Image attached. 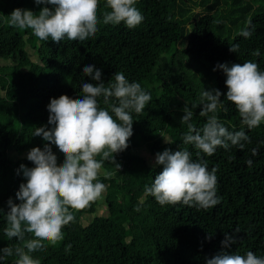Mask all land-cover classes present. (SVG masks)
Masks as SVG:
<instances>
[{"label":"trees","instance_id":"1","mask_svg":"<svg viewBox=\"0 0 264 264\" xmlns=\"http://www.w3.org/2000/svg\"><path fill=\"white\" fill-rule=\"evenodd\" d=\"M219 2L136 0L144 19L129 29L123 22L105 24L103 14L110 9L106 0H99L96 33L82 41L65 37L57 43L8 23L14 9L38 14L44 5L0 0V249L22 247L35 238L25 232L24 241L9 239L4 231L8 201L19 204L16 193L26 183L20 165L34 167L27 155L35 147L43 151L45 144L57 165L63 164L59 149L34 133L38 127H53L47 107L52 98L80 99L82 83H96L82 71L94 65L102 70L105 86L119 72L152 99L141 113H131L133 135L128 147L114 154L120 168L103 161L98 176L106 186L102 196L83 210L70 209L75 220L62 229L64 238L56 244L43 241L44 247L30 255L40 264H206L220 253L248 251L264 258V123L253 129L241 124L238 110L225 97L226 75L217 67L252 61L264 71V0ZM248 21L254 30L245 38L239 33ZM233 44L239 45L237 52L230 51ZM257 49L258 57L252 55ZM204 89L225 94L216 114L231 132L243 127L251 141L243 142V150L218 147L208 156L183 143L188 131L181 122L185 104L193 111L190 122L196 128L206 122L199 115ZM97 99L101 108L108 107L102 96ZM165 149H187L193 160H205L209 171L218 169L217 205L199 210L182 202L162 206L145 192L163 170L155 157ZM236 229V242L222 245L225 233ZM17 259L14 253L0 264H15Z\"/></svg>","mask_w":264,"mask_h":264},{"label":"clouds","instance_id":"2","mask_svg":"<svg viewBox=\"0 0 264 264\" xmlns=\"http://www.w3.org/2000/svg\"><path fill=\"white\" fill-rule=\"evenodd\" d=\"M34 3L44 5L38 14L16 8L10 14L9 25L31 29L40 40L47 41L50 37L57 43L65 37L82 41L97 31L99 0H34ZM135 3L136 0H106L110 11L103 14L104 23L123 22L129 29L135 28L144 19ZM253 30L254 26L248 21L239 34L249 38ZM238 49V44L230 46L231 52ZM252 55L260 56L259 49ZM217 67L226 75L227 92L225 95L218 89L202 91L199 115L206 117L202 129L190 122L194 114L187 104L181 117V122L188 128L183 143L194 145L208 156L213 155L218 147L227 150L230 146H237L243 150V142H251L243 127L240 131L231 132L219 121L216 113L221 106L222 95L235 105L243 126L253 129L264 123V71L259 69V65L246 61L242 64H218ZM82 71L96 83H82L80 99L67 95L52 98L47 107L48 123L53 127H38L34 133V136H42L44 141L59 149L65 157L63 164L57 165V157L49 144H45L43 151L39 147L31 149L27 159L35 166L20 165L26 178V183H22L16 193L20 203H13L11 198L8 201L10 210L6 214L8 227L4 230L5 235L9 239L15 237L24 241L27 232L35 238L25 241L22 247L0 249L3 253L0 260L15 253L18 257L15 264H40L30 253L42 249L43 241L51 244L61 241L64 238L62 229L75 220L70 209L83 210L102 196L106 186L98 176L103 161L108 160L120 168L114 154L125 150L133 135L131 113H141L152 99L139 83H130L122 73H115L114 82L105 86L101 69L86 65ZM101 96L107 108L100 107L97 98ZM108 109L114 113L115 119ZM252 151L255 155L257 150ZM97 156H102V159L98 161ZM191 157L187 149H165L156 153L155 163L162 165L163 170L151 187L145 186V192L162 206L182 202L199 210L217 205L220 202L216 188L218 169L213 167L209 171L205 160H193ZM246 163L252 165L251 160ZM22 224L25 226L23 229ZM238 231L225 233L222 245L228 247L235 243ZM206 264H264V258L252 251L246 255L220 253L207 259Z\"/></svg>","mask_w":264,"mask_h":264},{"label":"rangeland","instance_id":"3","mask_svg":"<svg viewBox=\"0 0 264 264\" xmlns=\"http://www.w3.org/2000/svg\"><path fill=\"white\" fill-rule=\"evenodd\" d=\"M223 4V0H220L219 4L218 5H222ZM202 7L201 6H197V9H201ZM4 104H1L0 103V109L3 107Z\"/></svg>","mask_w":264,"mask_h":264}]
</instances>
